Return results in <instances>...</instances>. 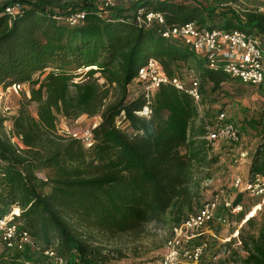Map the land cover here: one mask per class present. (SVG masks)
I'll return each instance as SVG.
<instances>
[{
  "label": "trees",
  "instance_id": "obj_1",
  "mask_svg": "<svg viewBox=\"0 0 264 264\" xmlns=\"http://www.w3.org/2000/svg\"><path fill=\"white\" fill-rule=\"evenodd\" d=\"M111 1L117 2L100 7L98 0H7L0 5V88L27 85L30 94L11 119L12 136L4 131L8 120L0 117V219L19 209L21 229L34 244L25 252L0 249V264H52L44 254L48 250L64 264H114L126 255L111 243L141 237L153 223L172 230L199 210L201 183L211 179L218 164L211 154L215 143L207 139L209 126L224 112L209 122L201 108L238 80L162 33L165 26L195 22L210 30L248 32L264 47L259 10L264 4L239 12L198 0ZM17 5L15 14L7 13ZM140 10L162 13L165 26L139 22ZM81 13L83 19L69 21ZM150 60L170 81L152 95L139 78ZM186 75L193 78L188 82ZM174 79L185 87L197 80L200 102L172 84ZM145 107L148 116L140 114ZM58 115L99 116L92 146L59 135ZM257 177H264V134L251 155L247 180ZM243 195L252 196L239 192L232 202L242 207L235 215L242 225L238 237L208 242L206 264H264V203L246 211ZM231 209L226 211L232 214Z\"/></svg>",
  "mask_w": 264,
  "mask_h": 264
},
{
  "label": "built area",
  "instance_id": "obj_2",
  "mask_svg": "<svg viewBox=\"0 0 264 264\" xmlns=\"http://www.w3.org/2000/svg\"><path fill=\"white\" fill-rule=\"evenodd\" d=\"M264 4V0H261ZM20 9L19 5L8 8V14H15ZM259 10L264 13V7ZM138 21L147 25L157 22L165 26V18L162 13L138 12ZM84 14L72 16L69 21L72 24L83 19ZM164 38H176L181 40L192 51L202 55L210 65V68L222 66L225 74L240 81L244 85L264 88V47L261 40L253 34L245 31H225L220 29L200 28L195 22L184 25L167 27L162 33ZM139 78L145 83V90L152 95L163 83L170 82L161 65L150 60L145 67L139 70ZM178 89L185 90L197 103L201 100L199 83L193 80L189 87H185L179 80L172 81ZM23 85H13L7 90H18ZM149 108L145 107L141 115L148 116ZM86 131L81 137L74 135L91 147L93 143L92 129ZM207 139L213 143H228L238 145L242 141L240 127L232 122L226 112H220L209 126ZM237 192H248L254 197H262L264 203V177H257L253 183L241 176H237L231 184ZM221 208H232V214L242 210L241 206L232 207V202L225 196L224 191H218L213 198L202 203L198 212L190 216L180 225L173 227L171 236L165 244L164 253L159 264H200L208 248V241L203 238L212 232L214 223L224 225L226 217ZM20 210L14 209L4 218L0 219V249L6 248L12 251L25 252L33 249L31 236L21 229L18 221ZM238 235V232H237ZM45 256L52 260V264H64L56 257L52 250H48Z\"/></svg>",
  "mask_w": 264,
  "mask_h": 264
},
{
  "label": "rangeland",
  "instance_id": "obj_3",
  "mask_svg": "<svg viewBox=\"0 0 264 264\" xmlns=\"http://www.w3.org/2000/svg\"><path fill=\"white\" fill-rule=\"evenodd\" d=\"M7 0H0V5ZM83 0H59L61 3L80 2ZM184 1V0H177ZM204 5H214L215 9L228 10L233 9L242 12L246 9H255L262 6L261 0H198ZM117 1L98 0L99 6L111 5ZM198 54V53H197ZM200 55V54H199ZM186 81H190L193 76L186 75ZM103 83V80H100ZM133 87H130L131 92ZM26 97H30L29 88L23 85L18 90H3L0 88V117L7 119L4 124V131L7 135L12 136L13 125L11 119L17 115L21 102ZM115 94L111 95L108 102L113 101ZM30 110L36 116V105L30 106ZM202 114L207 115V119L212 121L218 111H224L228 117L235 122L241 130L242 141L234 146L228 143H215L212 147V156L217 157L218 164L211 168V179H205L201 183L198 191L200 205L213 198L218 191H224L229 201L233 202L239 196L231 184L237 176L248 179L247 162L250 156L256 150L264 134V91L249 85H243L239 81L231 80L224 85L222 91L212 96V101L207 102L201 108ZM100 117H88L86 115L76 119H68L64 116H57L58 134L61 136L81 137L86 131L90 130L96 124H99ZM127 123H122L120 127L127 129ZM12 141L21 143L18 138L13 137ZM248 160V161H247ZM263 201L261 198L243 195L242 206L244 210H254L256 203ZM197 207V210L200 208ZM262 208V206H261ZM259 208L257 210L260 211ZM196 210V211H197ZM222 214L226 217L227 223L224 225L214 223L212 232L203 236L209 244L213 240L225 243L233 238L238 237L237 232L242 225H238L236 214H231L221 208ZM250 214V213H249ZM257 214V213H256ZM249 216V215H248ZM247 216V217H248ZM171 225L166 223H153L145 228L143 236L138 238L128 237L111 243L112 246L121 247L126 257L114 264H159L164 253L165 244L171 236ZM236 230L234 234L233 231ZM210 259L209 256L203 259L200 264H206Z\"/></svg>",
  "mask_w": 264,
  "mask_h": 264
},
{
  "label": "crops",
  "instance_id": "obj_4",
  "mask_svg": "<svg viewBox=\"0 0 264 264\" xmlns=\"http://www.w3.org/2000/svg\"><path fill=\"white\" fill-rule=\"evenodd\" d=\"M251 157V156H250ZM248 161V160H247ZM250 161H251V158H250ZM250 161L249 162H247V164L248 165H250ZM248 170H249V168H248ZM257 207V206H256ZM260 208H261V205H260Z\"/></svg>",
  "mask_w": 264,
  "mask_h": 264
}]
</instances>
